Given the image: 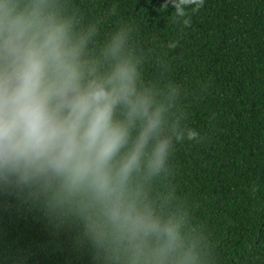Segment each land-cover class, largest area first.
Masks as SVG:
<instances>
[{
    "label": "trees",
    "instance_id": "trees-1",
    "mask_svg": "<svg viewBox=\"0 0 264 264\" xmlns=\"http://www.w3.org/2000/svg\"><path fill=\"white\" fill-rule=\"evenodd\" d=\"M48 2L74 33L96 26L85 60L102 61L131 24L125 51L141 60L143 81L161 100L180 85L167 124L187 113L181 126L201 139L177 143L158 175L134 173L130 190L159 217L184 216L197 264H264V0H204L188 26L171 0ZM0 264H133V253L86 193L0 187Z\"/></svg>",
    "mask_w": 264,
    "mask_h": 264
},
{
    "label": "clouds",
    "instance_id": "clouds-1",
    "mask_svg": "<svg viewBox=\"0 0 264 264\" xmlns=\"http://www.w3.org/2000/svg\"><path fill=\"white\" fill-rule=\"evenodd\" d=\"M171 4L174 21L188 26V9L199 11L204 0ZM73 24L48 0H0V187L86 193L127 242L133 264H197L185 247L184 216L159 217L130 190L134 173L158 175L177 143L201 139L181 126L187 113L167 124L180 85L161 100L143 81L141 60L125 51L131 24L112 34L102 61L83 58L96 26L74 33Z\"/></svg>",
    "mask_w": 264,
    "mask_h": 264
}]
</instances>
